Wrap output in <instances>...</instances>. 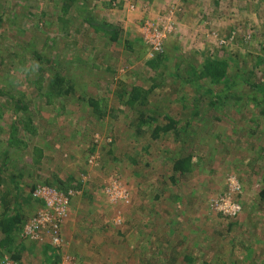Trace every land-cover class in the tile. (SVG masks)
Returning a JSON list of instances; mask_svg holds the SVG:
<instances>
[{
	"label": "rangeland",
	"instance_id": "obj_1",
	"mask_svg": "<svg viewBox=\"0 0 264 264\" xmlns=\"http://www.w3.org/2000/svg\"><path fill=\"white\" fill-rule=\"evenodd\" d=\"M183 1L0 0V264H264V96L253 107L233 78L264 76V0H193L192 19ZM214 59L245 105L208 108L216 86L199 73ZM121 84L145 88V104L129 107ZM184 103L200 112V163L174 183L160 173L179 140L136 130V110L161 124ZM40 186L65 195L61 217L34 195ZM224 199L235 218L218 210ZM16 215L6 241L1 223ZM55 222L58 243L45 231Z\"/></svg>",
	"mask_w": 264,
	"mask_h": 264
},
{
	"label": "trees",
	"instance_id": "obj_2",
	"mask_svg": "<svg viewBox=\"0 0 264 264\" xmlns=\"http://www.w3.org/2000/svg\"><path fill=\"white\" fill-rule=\"evenodd\" d=\"M2 22L3 16L0 13V29L2 26ZM105 33L108 34V38L110 41H120V32L115 26H108V30ZM35 56L37 60H42L38 53H35ZM46 62L49 65H52L51 61L46 60ZM199 74L201 77L207 78L213 86H216V89H214V91H212V89L209 91L210 95L207 104L208 106H210L208 107L209 109H215V107L217 106L226 108L227 105H229V102H233V104L238 108L242 106V101L245 105L243 95H238L236 89L232 87V81L228 76L227 68L223 66L219 61L215 59L206 61L204 63V71L200 72ZM171 76L173 78H176V80H180L176 73L171 72ZM195 76L196 73H187L186 77H181V79H183L184 82L190 84L191 79H194ZM233 78L234 80L236 79V82L234 81V86H239L237 89L238 91L241 90L242 86H248L250 88V92H247L248 103L253 107L258 108L257 105L260 104L264 96V76L258 79H252V73L247 72V74H235ZM64 84L65 83H63V85L61 86L65 89H63V93L66 94L71 92V84ZM117 94L119 97L125 96L126 104L131 108H134V106H143L148 99V91L145 88L139 86L127 87L126 85L123 86L121 84L117 88ZM186 96L187 95H185V98ZM228 98L229 100H227ZM263 103L262 105H264ZM89 104L93 108V112L98 113L99 115L102 114L103 108H101L102 106L100 105V102L98 100L89 99ZM190 106L187 103H184L182 109H180L179 111L173 113H160L163 115V118L165 120L161 124L157 122V114L156 116H148L149 113H147L144 109L136 110L137 113H140L138 115L139 121L145 123H152V121H154V126L152 127V136L154 138H157L160 135L162 136V134H165L164 137H167V135L169 134V136H173L175 139L179 140V146L177 150L169 156H164L165 159L163 157V164L165 165L167 163L168 166H166L167 168H165L166 171L164 170L160 173L161 177L167 175L169 180L173 181L174 183H176V180H182L185 177L187 178L193 175V172L199 168L200 160L195 158V148L192 136L191 122L194 119L193 116H199L200 112L197 111V107L195 105H192L191 107ZM246 107H248L247 104ZM258 110V112L261 113L260 117L264 115V106H261ZM140 129L141 128L138 126L137 130ZM166 149L167 148L165 147L164 153L166 152ZM261 180L263 186L259 191V196L260 199L264 202V169L261 175ZM20 218V216L16 215L12 219H10L9 222L2 221L1 229L4 233L7 234L4 237V240H10L9 237L12 233L11 230H14L12 229V227L20 222ZM231 218H235V216H231ZM236 222L237 221L231 220L229 226L234 225ZM202 264H209V262L206 258H203Z\"/></svg>",
	"mask_w": 264,
	"mask_h": 264
},
{
	"label": "built area",
	"instance_id": "obj_3",
	"mask_svg": "<svg viewBox=\"0 0 264 264\" xmlns=\"http://www.w3.org/2000/svg\"><path fill=\"white\" fill-rule=\"evenodd\" d=\"M156 35H159L160 38V34L158 33H154L153 35H148L146 36V38H149V41L151 42V38L155 37ZM158 37H155V40H157ZM146 42L148 43V39H145ZM154 41V40H153ZM159 44V45H158ZM160 47V43L158 42H154V49H157V47ZM115 191L114 190V197L121 199L122 197L125 198L126 195H122L119 197L115 196ZM35 196L41 197L44 199V201L46 202V204L52 208H49V213L51 214L52 217L54 218H59L62 216V211H61V206H63L62 204L66 203V197L63 193H60L58 191H54L51 189H48L45 186H40L36 189V191L34 192ZM224 203H221L220 207L218 208L219 211H221L222 213L228 214L230 216H235L239 210L240 207L237 203H230V201L228 202L227 199L222 200ZM216 205L218 204L217 202H215ZM31 227H27V229H25V233L32 235V237H35V235L37 234V230L39 229L38 224H35L34 222L30 223ZM45 228L43 226H40V228ZM51 227V228H50ZM45 231L48 233V231L51 233V240L53 243H58L59 242V236L57 233V223H53V226H46Z\"/></svg>",
	"mask_w": 264,
	"mask_h": 264
},
{
	"label": "crops",
	"instance_id": "obj_4",
	"mask_svg": "<svg viewBox=\"0 0 264 264\" xmlns=\"http://www.w3.org/2000/svg\"><path fill=\"white\" fill-rule=\"evenodd\" d=\"M148 1H151V0H148ZM188 1V2H187ZM193 0H184L183 2H185L186 4H188V5H191V6H193V7H187V11L186 12H183V11H185V10H181L183 13L181 14L182 15V18H184V17H191V16H193L192 15V10L193 9H196V7H194V5H193V2H192ZM201 0H199V1H195L194 3H199ZM190 19H192V18H190ZM163 113H166V112H163ZM148 116H152V115H148ZM139 121V120H138ZM149 125H150V129L152 130V127L154 126V123L152 122H147V123H145V122H141V121H139L138 122V125L137 126H135V129L137 130V128H138V126L141 128V130H142V128H145V126H147L148 128H149ZM142 131H144V129L142 130Z\"/></svg>",
	"mask_w": 264,
	"mask_h": 264
}]
</instances>
